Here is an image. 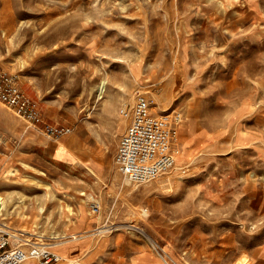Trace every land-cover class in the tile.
Returning <instances> with one entry per match:
<instances>
[{
    "label": "rangeland",
    "instance_id": "374dc122",
    "mask_svg": "<svg viewBox=\"0 0 264 264\" xmlns=\"http://www.w3.org/2000/svg\"><path fill=\"white\" fill-rule=\"evenodd\" d=\"M0 68L40 111L0 102L1 218L54 264H264V0H0ZM138 92L180 114L145 183L114 161Z\"/></svg>",
    "mask_w": 264,
    "mask_h": 264
},
{
    "label": "built area",
    "instance_id": "2783aa9c",
    "mask_svg": "<svg viewBox=\"0 0 264 264\" xmlns=\"http://www.w3.org/2000/svg\"><path fill=\"white\" fill-rule=\"evenodd\" d=\"M0 102L27 121L33 122L40 115L36 102L24 92L18 76L2 68ZM121 114L129 123L120 137L114 157L120 174L127 180L145 183L172 169L176 163V124L180 120V114L173 117L168 114L155 115L151 101L141 92L136 94L132 104L121 108ZM46 133L49 136H60L63 132L50 127L46 129ZM1 206L0 201V210ZM91 207L93 212L99 210V204H92ZM1 213L0 264H54L60 260L59 255L50 248L53 242L44 239L41 234L34 237L18 236L15 232L17 228L1 218ZM19 232L23 233L21 229ZM167 263L172 264L169 261Z\"/></svg>",
    "mask_w": 264,
    "mask_h": 264
},
{
    "label": "bare ground",
    "instance_id": "6f19581e",
    "mask_svg": "<svg viewBox=\"0 0 264 264\" xmlns=\"http://www.w3.org/2000/svg\"><path fill=\"white\" fill-rule=\"evenodd\" d=\"M100 90L102 91V87H100L99 89H98V91L100 92ZM22 164H23V166H29V164L28 163H26V162H24V161H22ZM10 173H11V175L12 176H15L16 175V173L14 172V170H10L9 171ZM11 177V176H10ZM28 178V176H26L25 177V179H27ZM24 179V180H25ZM0 201H1V203H2V206H1V210H0V212H2L3 210L4 211H6L7 209H6V199H4V197L3 196H1L0 195ZM10 210V209H9ZM8 211V210H7ZM7 214H10V211H8L7 212ZM21 228V227H20ZM15 230V229H14ZM18 230V231H17ZM21 231L23 232L22 234L19 232V229H16L15 230V232H17V235L18 236H20V237H34L35 235H39V233L38 232H32V231H30V230H28L27 228H22L21 229ZM99 232V231H98ZM42 234V233H41ZM55 236V235H54ZM53 237V236H52ZM19 239V238H18ZM63 240H65V239H63ZM62 239H60V240H58L57 242H53L52 244H51V246H50V248H51V250H53V251H55L56 253H57V251H56V247L59 245V243H61L62 241H63ZM58 254V253H57ZM59 255V254H58ZM59 257H60V255H59Z\"/></svg>",
    "mask_w": 264,
    "mask_h": 264
},
{
    "label": "crops",
    "instance_id": "0c3cea01",
    "mask_svg": "<svg viewBox=\"0 0 264 264\" xmlns=\"http://www.w3.org/2000/svg\"><path fill=\"white\" fill-rule=\"evenodd\" d=\"M65 161V160H64Z\"/></svg>",
    "mask_w": 264,
    "mask_h": 264
}]
</instances>
